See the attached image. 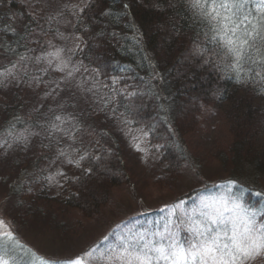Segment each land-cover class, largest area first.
I'll return each mask as SVG.
<instances>
[{"label": "trees", "instance_id": "1", "mask_svg": "<svg viewBox=\"0 0 264 264\" xmlns=\"http://www.w3.org/2000/svg\"><path fill=\"white\" fill-rule=\"evenodd\" d=\"M33 24L25 8L0 0V55L29 57L31 63L36 46L52 37L47 27H42L41 35L33 33ZM73 31L81 41L73 51L74 66L81 69L82 77L88 73L96 80L88 98L77 92L80 78L59 77L46 66H37L35 72L22 69L17 74L24 84L18 87H25L28 94L12 91L8 113L1 118L0 135H8L4 140L15 142L13 147L19 143L16 136H27L22 147L12 150L16 166L10 184L22 205L20 217L44 216L53 224L56 214H64L68 206L88 215L98 213L110 200L112 186L132 180L118 137L121 126L143 134L130 139H143L157 157L154 178L179 172L182 164H189L185 125L197 121L204 105L223 106L224 119L233 126L229 131L238 138L236 156L264 175V80L255 76L257 66L250 63L246 68L252 71L247 77L242 72L244 82H237L227 62L214 54L220 50L206 38V33L211 35L209 28L193 14L188 0H93L90 6L77 9ZM241 90L245 92L240 97L236 93ZM211 96L215 99L209 101ZM56 116L64 122L56 121ZM29 130L31 135H26ZM81 156L85 159L80 160ZM89 168L90 173L85 171ZM165 177L169 187L170 175ZM220 181L227 184L189 195L186 208L201 203L206 192L230 187L229 192L249 215L254 214L257 224L264 221L263 190L234 174ZM150 213L140 231L136 223L130 230V223H125L116 237L134 233L151 238L156 232L151 233L146 222L161 216ZM185 225L180 223L174 230L181 241L190 236ZM116 237L108 236L98 248L109 249ZM14 255L17 264L40 262V256L33 257L23 248H17Z\"/></svg>", "mask_w": 264, "mask_h": 264}, {"label": "rangeland", "instance_id": "2", "mask_svg": "<svg viewBox=\"0 0 264 264\" xmlns=\"http://www.w3.org/2000/svg\"><path fill=\"white\" fill-rule=\"evenodd\" d=\"M92 1L7 0L9 5L26 9V12L34 21L33 33L39 34L43 29L42 27H47L52 29V37L44 38L36 46L35 53H32L33 58L31 59L33 61L31 63L27 60L29 57L16 58L5 54L0 55V73L6 69L11 70V75L7 77L0 75V126L3 124L1 118H5L6 113H8L7 103L12 98L9 94L12 91L16 94L20 93L19 91H24V94H28L25 87H18L21 82L24 84L21 75L18 76L17 74L22 69L27 73L30 71L35 72L37 66H46L53 69L59 77L63 76L65 79L72 81L80 78L77 92L82 95L83 99L88 98L89 90H92L95 86L96 80L93 76L86 73L82 77L80 68L78 71H73V75L70 77L67 73L75 68L73 51L81 42L73 31L76 11L82 9L85 5L90 6ZM16 18L20 20V17L16 16ZM1 43L0 52L3 51ZM57 49L63 50L61 55L65 60L71 57V62L63 72L56 67L58 61L48 56V53ZM49 59H52L51 65L48 63ZM218 65L219 62L216 66ZM13 73L16 74L15 77ZM244 92V90H241L236 94L241 97ZM24 96L22 94L20 98ZM213 99H215L213 96L209 97V101ZM224 110L221 104L218 106L204 105V112L199 115L197 121L185 125L188 156L186 159L189 164H182L179 172L172 170L171 173L159 174L158 178L153 177L154 162L158 160H156L157 157H154L146 141L135 138L143 134L140 133V130L121 126L117 129L118 137L122 140L123 149L127 155V168H129L130 173L133 172L132 180L124 179L123 183L112 186L108 191L110 200L100 207L98 213L88 215L76 207L68 206L64 214H56L53 224L44 216L33 220L30 219L34 215L29 216L30 218L20 217L19 210L22 205H18V195L12 190L10 182L14 174L12 172L13 165L16 166L12 158V150L22 147V144L19 142L13 147L15 142H6L4 139H8V135L3 136L5 133H1L0 220L6 222V226L14 233L20 245L23 246L22 248L31 253L33 257L39 258L40 256L39 259L43 258L53 261L55 264H64L65 261L78 257V254L81 256L91 247H98L99 243L108 236L114 235L116 237L121 224L130 223V230L134 228V223H136V228L138 226L140 231L141 223L145 222L144 218L151 214L150 212L160 213L161 218L152 216L146 222L148 224L146 226L151 229V233L154 231L157 233L163 232L166 226L176 230V226H179L182 220L184 224H187L188 218H184L186 214L199 218L198 212L200 210H211L210 208L205 209V204L218 207V202L221 199H229V206H232L231 202L239 204L227 188H222L206 192V196L203 197L201 203L195 206L186 208L185 205H189V195L194 196L199 189L216 184H227L225 181H220V179L228 178L231 174L243 181L255 183L264 191V175L255 173L245 160H241L242 158L236 156L238 144H235V142L238 138L229 131L230 127L233 128V126H230V121L228 124L224 119ZM29 133H31L30 130L25 134L29 135ZM132 136L135 137L130 139ZM136 145H139L143 151H138ZM160 164L163 165V162ZM167 175H170L169 187L164 183ZM181 206H183V209L177 213L176 211ZM241 207L244 209V206L241 205ZM57 208L55 205L54 209ZM173 212H175V215L171 214ZM246 212L249 214L248 211ZM132 234L128 238H132L134 233ZM135 234L137 235V233ZM122 238V235L116 237L114 245H111L109 249L116 247L118 239ZM152 238L154 237L151 236V238L146 239ZM99 251L104 250L99 249ZM15 264H17L16 261Z\"/></svg>", "mask_w": 264, "mask_h": 264}, {"label": "snow or ice", "instance_id": "3", "mask_svg": "<svg viewBox=\"0 0 264 264\" xmlns=\"http://www.w3.org/2000/svg\"><path fill=\"white\" fill-rule=\"evenodd\" d=\"M188 7L208 26L211 35L205 36L220 50H214V54L227 62L226 67L236 74L237 82H244L240 79L242 72L247 77L252 71L246 68L250 63L257 66L255 76L264 80V0H188ZM62 51L48 53L58 61L56 67L61 72L71 62V57H62ZM48 63L51 65L52 59ZM73 71L78 69L69 70L67 75L72 76ZM0 75L7 77L11 70ZM55 120L64 122L60 116ZM52 127L58 129L56 124ZM14 139L26 142L27 136L22 133ZM135 147L143 151L139 145ZM83 159L81 156L80 160ZM75 166L81 167L79 160ZM85 171L90 173L92 169ZM218 204H205L204 208L211 210H200L199 218L188 215L184 230L190 236L185 241H181L178 231L166 226L163 232L154 233L152 239L144 235L125 237L114 248L99 251L98 247H91L64 264H264V223L257 224L254 214L249 215L238 203L231 202L229 206V199H221ZM22 247L6 222L0 220V264H15L14 253ZM39 264L55 262L41 258Z\"/></svg>", "mask_w": 264, "mask_h": 264}]
</instances>
